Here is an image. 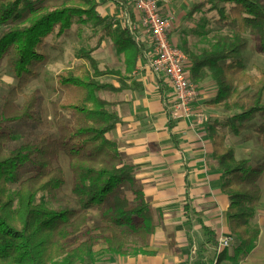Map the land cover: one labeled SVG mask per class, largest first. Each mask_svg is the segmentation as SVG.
<instances>
[{
  "label": "trees",
  "instance_id": "obj_1",
  "mask_svg": "<svg viewBox=\"0 0 264 264\" xmlns=\"http://www.w3.org/2000/svg\"><path fill=\"white\" fill-rule=\"evenodd\" d=\"M46 1L0 0V64L7 60L9 72L18 83L0 107V264H97L101 261L94 251L97 237L83 232L91 209L100 216L97 232L104 252L111 258L125 257L132 243L147 245L154 235L156 217L134 177L133 166L124 163L117 143L109 137L119 118L111 110L115 102L102 97L104 93L116 95L134 88L123 81L118 87L100 81L106 76H122L109 68L100 69L92 53L101 41L110 39L116 53L123 57L127 75L135 68L140 50L124 26L112 29L98 14L97 0H64L52 9L47 8ZM205 11L215 14L217 26L232 25L235 32L215 36L212 46L199 53L192 52L186 42L181 47L170 36L169 41L187 55L189 81L195 86L206 80L212 83L215 93L205 106L231 113L223 126L232 136L240 137L256 115H264V71L259 77H251L242 59L249 44L242 35L245 33L259 41L258 49L264 53V0H201L190 6L185 18ZM87 20L93 27H101L102 34L95 48L76 52L80 64L75 69L55 77L63 93L56 110L57 139L43 134L36 142L11 146L12 125L37 119L36 94L26 97L20 106L17 99L46 60V40H58ZM245 87L252 93H243ZM219 126L216 121L206 122L204 130L211 142V160L217 165L220 189L228 201L231 252L226 248L216 254L217 233L197 221L202 242L190 264H214L215 259V264L236 263L253 251L260 233L251 221L261 199L257 184L261 171L248 159L236 158ZM257 131L264 148V124ZM60 152L68 159L78 209L57 211L36 203L39 195L52 194L64 184L63 170L55 166ZM27 166L33 167L32 174L19 180V171ZM11 185H16L12 196ZM184 210L189 219L188 205ZM138 253L147 252L141 249L131 255Z\"/></svg>",
  "mask_w": 264,
  "mask_h": 264
},
{
  "label": "crops",
  "instance_id": "obj_2",
  "mask_svg": "<svg viewBox=\"0 0 264 264\" xmlns=\"http://www.w3.org/2000/svg\"><path fill=\"white\" fill-rule=\"evenodd\" d=\"M130 1L124 5L117 0V3H108L119 4L117 9L121 19L124 12L136 20ZM166 3L164 0L160 9H165ZM129 35L140 50L135 68L126 75L132 81H125L129 88L133 86L134 89L124 90L117 94V99L109 100L115 102L111 110L119 118V123L110 135L117 143L125 163L133 166L134 177L143 188L145 201L156 213L154 233L162 229L159 233L163 238L156 244H161V249L166 251L163 252L170 256L168 262L190 264L197 245L202 242L201 225L197 221L213 229L218 240L230 235L227 224L228 201L220 189V176L217 165L211 160V142L205 133L204 124L197 123L195 118H169L163 102L168 84L162 76H154L140 60L142 52L150 48L149 42L142 38L141 31L138 37ZM138 38L141 42H137ZM112 84L118 87L121 83ZM199 97L198 89L193 111L203 113L197 111ZM185 205L189 207V219L185 215ZM253 221L252 225L257 226L260 232L253 251L236 263L221 261L219 264H264V214L256 212ZM171 228L177 229L175 235L170 234ZM150 242L146 250L155 251L156 248L151 246L152 240ZM173 242L179 249H169ZM182 247L186 248V252ZM220 252L216 250V254ZM131 256L137 259L135 262L131 257L132 264H156L152 263L155 262L152 258Z\"/></svg>",
  "mask_w": 264,
  "mask_h": 264
},
{
  "label": "rangeland",
  "instance_id": "obj_3",
  "mask_svg": "<svg viewBox=\"0 0 264 264\" xmlns=\"http://www.w3.org/2000/svg\"><path fill=\"white\" fill-rule=\"evenodd\" d=\"M98 7L97 12L103 18L106 23L112 25V29L121 25L122 22L120 12L117 9L119 4H110L105 0H97ZM118 3L125 4L128 0H117ZM163 1V0H162ZM201 0H166V8L160 9L161 16H170L174 19L173 28L169 34L171 41L177 46L182 47V43L186 42L189 49L194 53H199L204 49H209L215 42V36L224 35L226 33L235 32L234 26L229 25L226 27H219L215 22V14L212 11H205L197 14L192 19H186L190 6L194 2ZM64 0H48L44 2L47 8H57L62 5ZM43 3V2H42ZM102 34L101 27H93L92 21L87 20L86 24L74 25L73 28L66 32L63 37L55 40L54 37H49L46 40L44 52L46 54L45 62L38 67L37 75L30 78L22 91L18 94L17 105L23 104L26 97L35 93L38 97V104L36 108V120L23 123H15L12 125V142L11 146H16L22 143L36 142L40 136L47 135L50 139H57L58 137V124H57V105L60 103L63 97V93L58 89L55 81V77L60 72L67 69H75L80 62L76 59V52L80 49L90 50L95 48L98 40ZM248 40L247 50L242 54V59L246 65V73L251 77H259L261 72L264 71V53L259 51V41L251 36L249 33L242 34ZM93 57L98 60L100 69L109 68L120 72V78L114 76H106L100 79L102 82L108 83H121L122 81H132L124 73V63L122 55L116 53L115 48L112 45L110 39H104L98 48L92 53ZM18 83L14 80L7 67V60L4 59L0 64V107L6 97L8 91L12 87H16ZM200 97L197 111L207 116V123L214 121L220 124L219 133L225 137L226 145L232 147L235 151V156L238 159L244 158L250 161L252 167H257L261 171V175L257 181V184L261 191V199L256 206V211L264 214V148L261 145L262 137L258 134L257 129L264 124V115H256L255 118L248 123L245 131L240 137L232 136L228 129L223 126L225 119L231 114L226 111L216 108H207L204 103L205 100H209L215 93L212 83L206 80L200 83L198 86ZM214 91V92H213ZM243 93L251 94L252 91L245 87L242 89ZM102 97L107 100L112 98L117 99L119 95H113L110 93L102 94ZM64 115V114H63ZM68 119V115H66ZM111 137V135H109ZM208 140V139H207ZM124 161V160H123ZM125 163V161H124ZM55 166L63 170L64 184L52 194H41L37 197L36 203L42 204L52 210L63 209H78L76 198L72 192L73 179L68 167V159L64 153L60 152L55 161ZM33 172L32 166H27L21 169L18 173L19 180L29 177ZM16 190V185L9 187V193L12 196ZM156 215V213H155ZM89 224L83 229V232L92 234L97 237V245L94 247L96 255L98 254L101 260L97 264H132L133 258L131 254L136 250H143L147 253L136 254L135 256L144 258H152L156 264H172L168 262L170 256H168L165 249H161L159 243L163 238L161 233L162 229H158V232L154 233L153 238L149 239L147 245L142 243H132L127 247L128 254L125 257L111 258L107 261L108 254L104 252V244L101 238L98 236L97 227L100 225V216L95 209L89 210ZM253 220L251 225L253 224ZM177 229L171 228L170 234L175 235ZM172 239V237H171ZM174 239V237H173ZM152 240V248H156L155 251H147L150 241ZM179 246V245H178ZM178 248L176 242H173L169 249L173 250ZM230 247H228L229 252ZM184 252L186 248L182 247ZM164 251V252H163ZM129 258V259H128ZM139 258V257H138ZM104 259V260H103ZM161 260V261H159ZM173 261V260H172ZM141 264H148L142 262Z\"/></svg>",
  "mask_w": 264,
  "mask_h": 264
},
{
  "label": "built area",
  "instance_id": "obj_4",
  "mask_svg": "<svg viewBox=\"0 0 264 264\" xmlns=\"http://www.w3.org/2000/svg\"><path fill=\"white\" fill-rule=\"evenodd\" d=\"M135 19L122 13V24L132 35L146 38L150 48L142 52L140 60L154 76H162L168 84V91L163 96L166 111L172 120H189L195 118L199 124L207 122L204 113L193 111L198 98V89L187 77V55L169 41L174 19L160 14V6L164 0H131ZM137 42H141L138 38ZM147 42V43H148ZM231 236H222L218 240L217 251L230 246Z\"/></svg>",
  "mask_w": 264,
  "mask_h": 264
}]
</instances>
